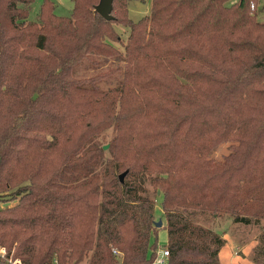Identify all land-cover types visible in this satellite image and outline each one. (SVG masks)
<instances>
[{
  "label": "trees",
  "instance_id": "1",
  "mask_svg": "<svg viewBox=\"0 0 264 264\" xmlns=\"http://www.w3.org/2000/svg\"><path fill=\"white\" fill-rule=\"evenodd\" d=\"M32 1L0 0V198L19 197L0 206V264H148V186L167 264H220L204 215L264 222V2L151 0L133 21L125 0L111 20L100 0H72L67 17L43 0L30 21ZM89 55L118 65L74 75Z\"/></svg>",
  "mask_w": 264,
  "mask_h": 264
},
{
  "label": "rangeland",
  "instance_id": "2",
  "mask_svg": "<svg viewBox=\"0 0 264 264\" xmlns=\"http://www.w3.org/2000/svg\"><path fill=\"white\" fill-rule=\"evenodd\" d=\"M54 5V12L59 16H70L73 10L72 0H49ZM128 7V16L131 20L137 21L142 18L144 15H147L150 11V2L151 0H125ZM237 1V0H233ZM264 0L261 1L263 3ZM43 3V0H33L29 10L30 21H34L39 12L40 6ZM125 9L123 10L125 12ZM258 18L264 20V11L260 5L258 10ZM127 14V13H126ZM117 34L122 37V40L125 42L128 36V30H126L121 24H113ZM114 46L123 50L122 45L117 44L116 42H111ZM89 58V59H88ZM92 60H96L98 63L93 64ZM118 65V62L115 59H104L102 60L97 55H89L82 62H80L74 68V75L90 77L97 73L100 69H107L108 67H113L112 65ZM121 76L119 73H116L105 80L98 82V86L102 88H109L119 84ZM109 135V134H108ZM110 137H107L109 140ZM229 143L220 144L216 150L213 152V157L215 159H221L229 151ZM150 190V196L155 199V213L154 218L157 221L158 219L162 220V225L157 227V246L163 245L166 243L167 233L163 227L165 224V219L160 208V196L161 193L154 187L148 186ZM8 198L3 196L0 198V206H7L15 204L19 197L14 200H8L2 202L4 199ZM203 222H200L203 226L209 227L218 233L224 239V245L222 246L219 252L220 264H264V255H262L258 250L261 245L260 235L264 230V222L260 220L258 223H242L233 221L232 218L228 215L214 216L204 215ZM152 243L155 241V237H152ZM117 254V253H116ZM88 255L84 259L77 263L70 264H86L88 260Z\"/></svg>",
  "mask_w": 264,
  "mask_h": 264
},
{
  "label": "built area",
  "instance_id": "3",
  "mask_svg": "<svg viewBox=\"0 0 264 264\" xmlns=\"http://www.w3.org/2000/svg\"><path fill=\"white\" fill-rule=\"evenodd\" d=\"M251 8H253V4L251 3ZM116 253V251H113ZM6 248L0 244V260H6ZM150 253H154L152 260L148 264H167L169 250L166 244L156 246L155 249L150 250ZM11 261V260H8Z\"/></svg>",
  "mask_w": 264,
  "mask_h": 264
},
{
  "label": "water",
  "instance_id": "4",
  "mask_svg": "<svg viewBox=\"0 0 264 264\" xmlns=\"http://www.w3.org/2000/svg\"><path fill=\"white\" fill-rule=\"evenodd\" d=\"M112 1L113 0H100L99 3L95 6V11L104 19L111 20L113 18L112 11ZM108 144L104 145L103 148L106 149ZM124 173L119 175L120 181L123 179ZM162 225V220L158 219L155 226L160 227Z\"/></svg>",
  "mask_w": 264,
  "mask_h": 264
}]
</instances>
